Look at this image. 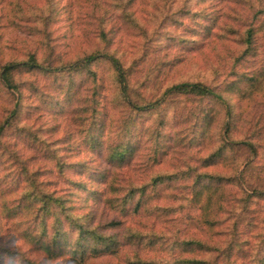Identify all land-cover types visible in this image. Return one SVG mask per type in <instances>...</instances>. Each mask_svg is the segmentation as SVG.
<instances>
[{
    "label": "rangeland",
    "instance_id": "rangeland-1",
    "mask_svg": "<svg viewBox=\"0 0 264 264\" xmlns=\"http://www.w3.org/2000/svg\"><path fill=\"white\" fill-rule=\"evenodd\" d=\"M248 31L252 35L246 53ZM98 50L121 59L129 72L130 99L138 105L158 100L174 85L199 82L213 88L234 113L229 136L236 145L228 159L204 169L202 160L225 140L229 121L225 109L214 101L203 102L213 118L205 135L201 134L204 115L192 97L168 96L169 101L156 111L135 118L116 101L112 71L102 62L93 69L100 84L97 117L104 122L103 144L119 140L127 120L137 125L133 159L115 167L83 142L94 108L88 76L76 74L70 91L69 77L19 75L22 108L15 125L5 132L2 146L25 160L29 170L41 172L39 180L47 191L70 192L74 190L68 181L85 182L89 192H74L76 216L89 214L93 225L121 221L123 228L156 234L162 244L123 245L116 254L85 264H128L135 252L142 260L166 263L183 255L173 247L178 240H200L211 247L209 252L195 250L185 257L209 264H259L264 258V0H0V66L25 60L28 54L40 61L69 63ZM244 76L254 77L257 84L246 97L240 93L247 87ZM14 102L0 86V124ZM160 119L164 125L158 129ZM157 129L161 138L155 144ZM243 143L252 144L254 150ZM54 156L67 171L63 177L49 159ZM78 163L89 172L100 171L106 179L94 182L88 173L78 175L73 168ZM5 166H13L10 178L17 177V165L10 160ZM193 168L225 178L238 177L244 170L247 174L243 185L227 180L207 204L204 197L200 203L191 201V181L161 186L148 199L146 210L126 217L103 202L110 184L122 193L121 187L141 186L156 174ZM91 189L102 199L93 196ZM2 200L0 194L2 238H9L10 247L20 246L30 258H41V252L14 233L12 222L2 213ZM169 207L178 211L165 212ZM123 228L118 230L120 237Z\"/></svg>",
    "mask_w": 264,
    "mask_h": 264
},
{
    "label": "trees",
    "instance_id": "trees-1",
    "mask_svg": "<svg viewBox=\"0 0 264 264\" xmlns=\"http://www.w3.org/2000/svg\"><path fill=\"white\" fill-rule=\"evenodd\" d=\"M251 35L252 31H248L245 40L247 45L246 53L250 50ZM99 38L104 43L106 42V47H108L109 42L106 41L103 32H100ZM102 62L108 64L112 71L114 84L118 90L116 101L134 113L135 118L156 111L161 104L169 101L167 99L168 96L192 97L201 107L200 112L204 115L201 120L205 128L201 134L203 135L204 133L205 135L209 131L208 127H210L213 118L210 109H204L203 102L214 101L225 109V114L229 119L225 123L224 128L225 140H221V144L216 150L202 160L204 169L215 167L219 162L228 159V152L235 147L236 144L230 140L229 136L235 121L234 113L213 88L203 83L174 85L168 88L158 100L138 105L130 99L128 69L124 67L121 59L115 57L113 53L98 50L73 62L58 64H54L50 59L40 61L35 54H28L25 60L8 61L0 66V86L13 96L15 102L13 109L10 110L8 116L0 124V194L3 196L2 213L5 218L12 222L14 233L19 239L36 251L41 252L42 255L39 259L30 258L27 252L21 250L20 246L16 248L10 247L9 238L7 239L8 241L4 240L0 234V264H85L90 259L114 255L123 245L143 248H152L156 244L162 245L158 242L159 238L156 234L142 233L132 227L123 228L121 221L112 219L104 224L93 225V219L89 214L76 216L73 210L74 192H89L85 182L68 181L67 183L74 190L70 192L63 189L47 191L39 180L41 172L29 170L25 160H22L16 152H10L7 145L2 146L1 144L5 132L15 125L21 112L22 94L20 92V83L17 80L19 75L38 72L52 77H69L67 89L72 91L70 88H73L74 76L84 73L92 82L91 103L94 108H92L90 126L83 142L90 150L100 153L110 165L122 167L129 164L138 148L135 135L133 134L137 126L135 120L129 119L126 121L125 129H122L123 134L114 144H103L104 122H101L99 117H97L99 114L97 106L100 101L97 89L100 84L97 81V73L93 69ZM242 78L247 82V87L244 91L241 90L240 93L242 97H246L245 94L247 92H252L256 88V79L249 76ZM156 122L158 129L163 127L164 123L161 119ZM158 129L154 132L155 144L161 138V133ZM20 130L21 132L24 131L23 128ZM243 145L251 152L254 150L252 144L243 143ZM49 159L55 161L54 165L57 174L63 177L65 172H67L64 165L58 163L55 156L54 158L49 157ZM10 160L13 165H17L15 172L17 177L15 176V178H10L13 173V166H5ZM71 168V166L68 167V169ZM73 168L78 169V175L88 173L89 178L94 180V182L98 180L103 182L106 179V176L104 178L100 171L96 173L89 172L87 166L83 163H78ZM246 174L247 172L244 170L239 173L238 177L225 178L222 175H211L207 172L197 173L195 168L174 173H160L152 176L148 182L141 186L130 185L127 188L121 187V190L124 189L122 193L110 184L108 186L109 194H105L103 202L119 213L121 217H126L129 214L134 215L141 210H146L148 199L158 193V189L161 186L178 181H191L190 188L193 194L191 201L200 203L204 197L207 204L210 198L215 195L217 189L222 188L227 180L230 183L236 181L239 185H243ZM251 191L253 195H262L255 190ZM91 194L96 198L102 199V195L99 196L95 189H91ZM168 209H164L165 212L173 214L178 211L172 207ZM120 228L124 229L121 237L118 232ZM173 247L178 249L183 255L174 256L171 261L166 263H156L142 260L138 252H135L134 260L128 261V264H209L208 261L202 259L184 256V254L195 250L200 252L211 251V247L200 240H178L173 243ZM259 264H264V258L261 259Z\"/></svg>",
    "mask_w": 264,
    "mask_h": 264
}]
</instances>
